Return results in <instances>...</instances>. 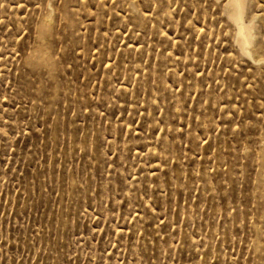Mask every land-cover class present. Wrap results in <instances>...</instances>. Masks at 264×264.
<instances>
[{
	"label": "rangeland",
	"instance_id": "1",
	"mask_svg": "<svg viewBox=\"0 0 264 264\" xmlns=\"http://www.w3.org/2000/svg\"><path fill=\"white\" fill-rule=\"evenodd\" d=\"M231 2L0 0V264H264V0Z\"/></svg>",
	"mask_w": 264,
	"mask_h": 264
},
{
	"label": "bare ground",
	"instance_id": "2",
	"mask_svg": "<svg viewBox=\"0 0 264 264\" xmlns=\"http://www.w3.org/2000/svg\"><path fill=\"white\" fill-rule=\"evenodd\" d=\"M231 1H232L231 3L233 4V7L238 6V0H231ZM246 42H247L246 38L241 35L239 43H241V45L243 46Z\"/></svg>",
	"mask_w": 264,
	"mask_h": 264
},
{
	"label": "snow or ice",
	"instance_id": "3",
	"mask_svg": "<svg viewBox=\"0 0 264 264\" xmlns=\"http://www.w3.org/2000/svg\"><path fill=\"white\" fill-rule=\"evenodd\" d=\"M44 27H46V26H43V25H42V28H44Z\"/></svg>",
	"mask_w": 264,
	"mask_h": 264
}]
</instances>
